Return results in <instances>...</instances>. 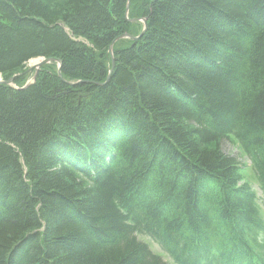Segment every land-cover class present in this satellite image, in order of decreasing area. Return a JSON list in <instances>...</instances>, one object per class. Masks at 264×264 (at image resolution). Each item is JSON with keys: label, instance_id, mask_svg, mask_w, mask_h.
I'll return each instance as SVG.
<instances>
[{"label": "trees", "instance_id": "trees-1", "mask_svg": "<svg viewBox=\"0 0 264 264\" xmlns=\"http://www.w3.org/2000/svg\"><path fill=\"white\" fill-rule=\"evenodd\" d=\"M127 4L0 0V264H264V0Z\"/></svg>", "mask_w": 264, "mask_h": 264}, {"label": "rangeland", "instance_id": "rangeland-1", "mask_svg": "<svg viewBox=\"0 0 264 264\" xmlns=\"http://www.w3.org/2000/svg\"><path fill=\"white\" fill-rule=\"evenodd\" d=\"M65 0H53V3H57V2H63ZM58 8H61V5H57ZM130 9V6H129ZM126 13H127V7H126ZM129 13V11H128ZM129 34V33H128ZM131 35V34H130ZM113 43V42H112ZM109 51V50H108ZM112 51H114L112 49ZM44 58H37V59H32L31 61H29L26 64V73L31 74L30 80H32L31 78L33 77V72L35 71L34 69H32L31 67L38 64L39 62H41ZM32 69V70H30ZM30 70V71H29ZM0 79H2L1 75H0ZM236 140H233L232 138H227L225 140L222 141V145H221V150L227 154V155H231L233 157H235L237 159V162L242 165L243 168H245L247 171L252 172L253 174H255L254 169H253V165H252V161L250 159V157L248 155H244V153L241 150V146L239 143L235 142ZM254 187L257 190V194L259 197V204L261 206V215L264 216V203L262 200V193L261 190L259 189V187L257 186V184H254ZM138 239L147 243L152 251L160 256L161 258H163V260L165 262H167L168 264H174V262L170 259V257H168L166 255V253L164 252V250L149 236L145 235V234H137Z\"/></svg>", "mask_w": 264, "mask_h": 264}, {"label": "water", "instance_id": "water-1", "mask_svg": "<svg viewBox=\"0 0 264 264\" xmlns=\"http://www.w3.org/2000/svg\"><path fill=\"white\" fill-rule=\"evenodd\" d=\"M130 1L131 0H128V4H127V13H126V15H128V11H129V6H130ZM137 19H131L130 21H136ZM140 21L141 22H143V24H144V29L142 30V32L138 35V36H132V35H130V34H128V33H123V34H121L119 37H117L114 41H113V43L110 45V47H109V53H110V55L113 57V51H112V49H113V46H114V44L118 41V40H120V39H131V40H138L140 37H142L143 35H144V33L146 32V30H147V20L146 19H140ZM57 63V65H58V72H59V75L61 76V65H62V62H61V60L60 59H58V58H44L41 62H39L38 64H36V65H34V66H32L31 68L32 69H34L35 70V74H34V76L31 78L32 80H28L27 82H26V84L22 87V88H26V87H28L29 85H31V84H33L34 82H35V80H36V78H37V75H38V73H39V71H40V69H41V67L43 66V65H46V64H50V63ZM113 68H114V60H113V67H112V70H113ZM32 69H30V70H32ZM29 70V71H30ZM112 70H111V72H112ZM111 72H110V74L108 75V79H107V81L110 79V76H111ZM14 83V77H12V78H10V79H7V80H3V79H0V84H7V85H12ZM80 82H68V84H70V85H78ZM97 85H100L101 83H96Z\"/></svg>", "mask_w": 264, "mask_h": 264}]
</instances>
